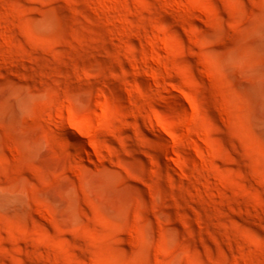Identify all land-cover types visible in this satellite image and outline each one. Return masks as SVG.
<instances>
[{
    "label": "rangeland",
    "instance_id": "1",
    "mask_svg": "<svg viewBox=\"0 0 264 264\" xmlns=\"http://www.w3.org/2000/svg\"><path fill=\"white\" fill-rule=\"evenodd\" d=\"M0 264H264V0H0Z\"/></svg>",
    "mask_w": 264,
    "mask_h": 264
}]
</instances>
